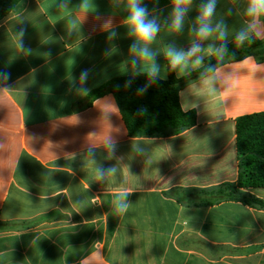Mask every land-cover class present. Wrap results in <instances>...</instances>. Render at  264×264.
<instances>
[{
  "label": "crops",
  "instance_id": "0c3cea01",
  "mask_svg": "<svg viewBox=\"0 0 264 264\" xmlns=\"http://www.w3.org/2000/svg\"><path fill=\"white\" fill-rule=\"evenodd\" d=\"M202 2L193 0L173 32L171 0H143L161 25L150 45L158 78L171 68L167 47L201 44V64L193 57L172 69L180 78L215 53L210 45L235 42L246 27L248 0H217L213 23L226 25L227 39L198 41ZM127 15L125 0H21L0 19V71L11 74L0 80V264H264L263 209L187 203V190L236 183L234 122L264 112V59L223 64L182 87L192 128L129 137L111 94L86 101L112 79L147 74L148 65L131 64ZM100 168L115 172L99 181ZM124 190L128 209L119 215ZM240 192L264 201V189Z\"/></svg>",
  "mask_w": 264,
  "mask_h": 264
},
{
  "label": "trees",
  "instance_id": "16d2710c",
  "mask_svg": "<svg viewBox=\"0 0 264 264\" xmlns=\"http://www.w3.org/2000/svg\"><path fill=\"white\" fill-rule=\"evenodd\" d=\"M21 0H0V19ZM220 47V46H219ZM249 56L264 59V39L251 36L243 44H227L222 57L215 53L204 59L203 65L177 78L168 68L166 79L149 78L147 74L112 79L86 96L87 105L111 94L117 104L129 137L153 138L166 131L177 134L196 124L192 111H182L178 93L185 85L211 74L219 66ZM212 71H209V69ZM145 89L140 92V89ZM235 151L238 177L234 184L225 183L211 191L187 190V203L210 206L225 201H240L243 205L264 210V201L242 196L241 189H264V112L238 117L234 122Z\"/></svg>",
  "mask_w": 264,
  "mask_h": 264
},
{
  "label": "clouds",
  "instance_id": "9594fccd",
  "mask_svg": "<svg viewBox=\"0 0 264 264\" xmlns=\"http://www.w3.org/2000/svg\"><path fill=\"white\" fill-rule=\"evenodd\" d=\"M127 18L125 20L126 25L129 28V35L133 37L134 42L130 46V53L133 55L131 64L135 67L138 61L148 65L147 75L150 79L155 80L159 74V66L155 62V56L150 50V45L156 39L160 32L161 25L155 16H151L149 9L143 4V0H125ZM193 0H171V12L170 23L168 27L173 32H180L184 27L185 17L191 9ZM217 0H203L199 5V14L196 17V27L193 29L195 37L198 41L209 40L214 37L220 41H226L227 31L226 25L222 22L213 23V17L216 14ZM245 15L248 17L246 27L241 29L235 35V42L238 45L243 44L252 35L256 37L264 36V0H248L247 7L245 9ZM23 30L20 32V37H23ZM112 35H115L113 33ZM111 38V37H110ZM19 47L23 49V42L19 44ZM209 52H215L217 56L222 57L227 51V44L222 43L220 47L213 50L212 46H209ZM202 51L200 43L194 42L192 46L187 50H178L173 46L167 47L165 56L168 59L171 69L176 70L180 68L183 70L188 66V62L193 60L194 65L202 63V57L199 53ZM209 71H212L210 68ZM88 70L85 69L80 73L79 80L83 84L88 79ZM11 74L8 72L0 71V80L7 81L10 79ZM145 89H140L143 92ZM105 146L114 154L116 144L109 137L105 141ZM93 150H88V155L93 156ZM115 168L110 169H97L96 178L102 181L106 175L114 173ZM129 192L124 190L118 195V199L114 202V211L122 215L127 212L128 204L126 203Z\"/></svg>",
  "mask_w": 264,
  "mask_h": 264
}]
</instances>
